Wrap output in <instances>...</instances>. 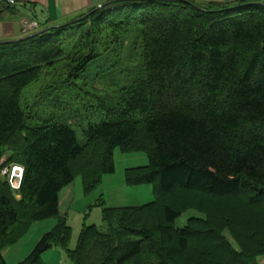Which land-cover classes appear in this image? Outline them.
<instances>
[{"label":"trees","instance_id":"1","mask_svg":"<svg viewBox=\"0 0 264 264\" xmlns=\"http://www.w3.org/2000/svg\"><path fill=\"white\" fill-rule=\"evenodd\" d=\"M11 8L0 4V19ZM44 28L50 29L0 42V169L23 168L16 190L0 172V264L31 224L48 219L55 226L19 264H44L42 254L52 247L72 264H258L264 258V2L109 0ZM98 61L102 67L90 68ZM91 70L104 75V91L88 85ZM46 75L69 89L71 103L89 100L99 121L81 129L82 142L72 130L76 113L64 116L61 103L56 116L29 125L34 116L21 105L23 92ZM116 148L146 152L148 164L126 169L124 182L151 185L154 199L102 208L103 228L83 226L69 250L60 193L76 175L90 191L113 174ZM204 196L213 198V211L201 207ZM181 197L198 203H173ZM188 210L204 218L174 228ZM143 215L156 216L159 226L150 227L152 218Z\"/></svg>","mask_w":264,"mask_h":264},{"label":"rangeland","instance_id":"2","mask_svg":"<svg viewBox=\"0 0 264 264\" xmlns=\"http://www.w3.org/2000/svg\"><path fill=\"white\" fill-rule=\"evenodd\" d=\"M28 25L29 26L25 28V32L28 34L34 32L30 29L40 30L42 28L34 21ZM102 66L103 62L98 61L93 63L90 68L94 67L96 69L97 67L100 68ZM64 69L65 70L62 69L63 71L60 72L65 74L69 73L67 68ZM52 71L54 73H59V71H56L55 69H52ZM114 72L115 68L108 70V73L111 75H114ZM103 76V74L98 76L96 75V70H91L89 77H86L88 79V85L98 93L104 91L103 85H101L103 82H99V77L102 78ZM51 80L52 77H47L46 75L38 82L30 85L23 92L21 105L24 109L30 112L32 116H34L32 121L29 122V125L33 126L34 121L40 122L49 116H56L55 109L57 110L61 107V109L64 108V111L61 112V114L64 113V116H67V113H76L75 116L77 118L74 120L72 130L76 133L78 141L82 142L83 138L81 129L84 128L88 122L94 124L97 123L99 119L96 115L90 113L92 109H89V106L91 105L88 99L80 98L71 103L68 97L69 89H64L58 85L56 87ZM56 89L60 91H56ZM58 103H61L60 107ZM78 119H80L81 122L78 123ZM5 156L2 158L1 162L5 161ZM113 162L114 173L111 175H104L101 178L100 183L92 190L86 191L81 177L76 175L72 184L61 191L59 196V211L61 215L65 216L66 224L70 227V239L67 244L69 250H73L76 247L83 226L94 225L98 228H103L101 217L102 208L139 206L149 203L154 199L153 187L151 185L130 187L124 182V171L126 169L142 167L148 164L146 152L138 151L126 153L116 148L113 151ZM3 170H5V168H1L0 172ZM174 200L173 203L176 204L184 203V205H196V203H198L197 199L194 197H181L180 199L178 198ZM213 203L214 201L212 197L204 196L202 197L201 207H203L204 211H213ZM143 216L142 219L152 218L151 222L148 223L150 224V227L159 226L158 224L156 226V221H154L156 216ZM190 218L203 219L204 215L194 210H188L176 220L174 228H183ZM55 224L56 219H48L31 224L23 237L2 252L5 264H19L31 252L39 239L45 233L53 229ZM226 238L230 240L228 235H226ZM232 247L237 250V247L234 244H232ZM259 259L261 258H258L257 262ZM42 261L44 264H72L66 252L59 247H52L44 252L42 254Z\"/></svg>","mask_w":264,"mask_h":264},{"label":"crops","instance_id":"3","mask_svg":"<svg viewBox=\"0 0 264 264\" xmlns=\"http://www.w3.org/2000/svg\"><path fill=\"white\" fill-rule=\"evenodd\" d=\"M107 1L109 0H17L16 6L11 8V15L0 19V41L15 40L35 33L38 30L30 29L34 32L29 34L25 32V28L33 21L42 27L41 29L62 24ZM194 1L225 3L236 0ZM258 264H264V258L259 259Z\"/></svg>","mask_w":264,"mask_h":264},{"label":"built area","instance_id":"4","mask_svg":"<svg viewBox=\"0 0 264 264\" xmlns=\"http://www.w3.org/2000/svg\"><path fill=\"white\" fill-rule=\"evenodd\" d=\"M16 3H17V0H0V4H5L8 7H13L16 5ZM18 169H19V171L13 170L12 176L9 178L10 187L13 189H18L20 186V183H21L23 169H21V168H18ZM1 174L3 176H8L9 168H5V170H3L1 172ZM13 183H15V184H13Z\"/></svg>","mask_w":264,"mask_h":264},{"label":"water","instance_id":"5","mask_svg":"<svg viewBox=\"0 0 264 264\" xmlns=\"http://www.w3.org/2000/svg\"><path fill=\"white\" fill-rule=\"evenodd\" d=\"M100 7H101V5H100V6H97V9L100 8ZM78 21H79V20H78ZM69 23H71V22H69ZM69 23L64 24V25H68ZM49 29H50V28H45V29L39 30V31H37V32H35V33L31 34V35H28V36H25V37H22V38H19V39H15V40L3 41V42H1V43H14V42H18V41H23V40H26V39H28V38L34 36V35L40 34V33H42V32H45V31H47V30H49Z\"/></svg>","mask_w":264,"mask_h":264}]
</instances>
